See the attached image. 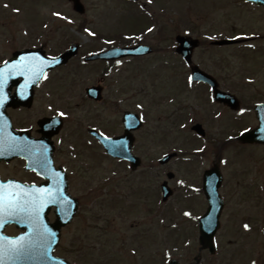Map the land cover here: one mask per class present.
Wrapping results in <instances>:
<instances>
[{"label":"rangeland","instance_id":"1","mask_svg":"<svg viewBox=\"0 0 264 264\" xmlns=\"http://www.w3.org/2000/svg\"><path fill=\"white\" fill-rule=\"evenodd\" d=\"M136 1L137 6L133 2L128 3L126 0H82L86 7V13L78 15L72 10L68 0H0L2 3L11 5L14 9H19L18 11H12L10 7L3 9L0 5V50L6 53L11 47L15 49L44 42L51 53H57L58 50L64 49L77 39V42L83 45V52H85L89 48L88 45L93 44V40L86 35L83 28L103 35H112L117 31H132L134 23L138 22L139 25L136 28L141 30L146 27L143 26L142 28V24L145 23L144 25H146V22L138 20L136 15H139V8L142 7L149 14L155 16V19L152 20L151 31L142 32L141 38L153 45L158 52L155 53L152 59L137 61V65L149 69L152 64H156V66L166 65L169 67L168 69L159 68L157 73L158 76H161L162 73L165 74L168 71L166 78L169 76L179 77L181 75L179 69L172 68L177 67L176 63L173 64L176 58L171 57L169 52L162 51L168 50L167 48L173 44L174 33H183L185 31V17L190 23L188 24L189 28L195 30L197 34H210L211 36L215 34L219 37L226 33L230 34L231 30L232 33H260L259 31H264V12L258 8L242 6L235 3V0H196L198 2L190 4L188 3L189 0L159 1L160 4H163L165 10L156 9L157 7L153 4V0L151 4L148 0ZM199 2L201 6L192 7L193 4L198 5ZM188 7L190 10L187 9ZM54 13H59L60 15L57 16ZM202 36L198 35L203 40V46L196 50L195 58L206 61L208 60V55L212 58L215 56L214 60L224 63L222 64V66H225L223 70L230 79H232L234 71H239V75L249 73L247 74L248 77L256 79L254 86H261L260 83L264 75L261 74V71L253 74V70H251V65L253 64L251 59L253 57L250 54L264 58V50L257 53L249 50L235 51L232 48L213 50L212 46L210 48L208 46L209 40L204 35ZM10 37L11 40L8 42L7 40ZM99 43L101 42L97 41L95 45L100 46ZM79 61L78 57L69 61L58 73V78L63 80V91L66 93L62 94L61 98L59 95L57 96L65 105H74L78 102L82 94L78 88H83L91 82L95 83L99 76L100 69L96 64L95 68L91 70L89 67L92 64L82 65ZM258 64L259 62L256 65ZM90 71L91 74L89 75ZM138 75L145 76L141 71L138 72ZM218 75H220L219 72ZM252 85L253 83L249 85L248 89ZM262 87H264V84ZM202 104L197 92L192 89L185 92V112L189 114V116L188 114L186 115L187 119L189 117V126L201 119L199 114L203 116ZM161 109L169 111L170 108L165 105ZM35 114H37L36 109L30 111V120ZM154 114L153 112L148 117L150 122L153 120L152 116ZM159 114L165 117L163 112ZM163 117L162 121L164 123L166 120ZM225 120H229V118ZM186 128L187 131H190V128ZM222 130L225 131V128L215 126L209 129L210 136H217L219 143H211L206 148L208 151H206L205 158L186 163L180 159L171 163V170L176 174V178L188 181L199 179L200 171L212 164L216 155L213 152L219 149L222 152V156L229 160L223 171L225 178L224 190L228 191L233 188L235 179L240 177H253L256 179L254 181V189H256L258 188L256 186L257 180H260L259 176H261L260 183L264 185V171H262L264 166H261L263 163L255 164L257 153L254 152V159H251L243 151L244 149H236L238 146L222 143L227 133V131L222 133ZM166 135L168 137L165 139L157 135L158 141L155 138L149 142V137L146 138L147 136L144 132L140 134L138 152L141 157L143 156L145 165L148 164L151 155L159 157L162 153L169 151V149L178 150L181 147L179 144L180 140L185 139V133ZM189 136L191 140V131ZM196 141V145L201 144L199 140ZM253 150L248 149L247 151L251 157ZM180 151L183 150L180 149ZM184 155L185 152L181 153V156ZM205 161L206 163L204 164ZM106 166H109V168L104 169ZM2 170L5 174H10V171L5 170L4 167ZM239 170H242L245 175H236ZM128 172L127 169L124 170V166L114 163L108 165L104 159H101V162L94 161L93 175L94 186L96 187L92 196L94 228L92 231L84 229L78 219L73 227L65 230L58 253L64 256H74V254L78 256L81 252H76L72 249L71 242L73 240L75 249H79L80 246L93 248L92 251L86 253V256L108 257L106 264H116L119 261L121 262L120 264H125V259L122 256L131 257L126 264H161L163 256H172V258H176L183 263L190 260L197 254L198 243L195 225L185 220L183 216L185 213V193H183V198L181 190H178L167 204L160 203L158 194V205H156V208L151 204V202L154 204L155 200L152 201L149 194H146L149 203H145L139 196V206L133 207L130 203L124 210L122 208L123 201L125 199L131 200V198L126 197L127 188L125 186L133 181L137 182L138 175L145 173L144 170H138L129 180L125 181L122 178L125 177L126 173L129 174ZM102 175L109 178L108 186H105L103 181L101 184ZM245 186L249 187L248 184ZM86 197L83 196L81 198L87 202ZM226 198L227 205L224 212L229 211L231 215L238 198L231 195H227ZM238 204L240 203L238 202ZM244 205L245 208L252 206L251 210L256 212L254 215H258L260 212L264 213V195L257 200L254 199V201L249 202V206ZM198 210L199 207L193 211L196 212ZM227 215L225 214L223 219V227L218 237L219 249L213 255L214 257H210L211 255L208 253H202L205 264H213L215 259L218 261L217 263L220 262L219 264H239L244 262V258H246L245 262L249 259L258 258L256 259L258 264H264V240L261 234L259 237H254L260 232L253 230L252 236L249 237V233L239 230L238 222L234 225L231 224L229 219L232 217H229L227 222ZM261 220H263L262 217ZM137 224L138 228L135 226ZM254 224L258 226L256 221ZM72 228H74L72 233L77 232L82 235V231L83 237L88 236V239L84 243L79 242L78 238H74L70 232ZM102 229L103 231L101 232ZM86 231L87 234H85ZM185 239H188L187 243H185ZM248 239L250 241L245 244ZM88 245L93 246L89 247Z\"/></svg>","mask_w":264,"mask_h":264},{"label":"flooded vegetation","instance_id":"2","mask_svg":"<svg viewBox=\"0 0 264 264\" xmlns=\"http://www.w3.org/2000/svg\"><path fill=\"white\" fill-rule=\"evenodd\" d=\"M164 2V0H161ZM191 3H196L193 1ZM156 7H163V4H155ZM195 4L192 5V7ZM190 10V8H187ZM185 34L198 36L195 30L191 28L185 29ZM11 36V35H9ZM11 37L8 38L10 42ZM136 36L131 40H126L123 46H132L138 43L136 41ZM200 42V46H201ZM42 46L47 51L45 44H38L32 47ZM199 46V47H200ZM29 46H23L20 48L11 47L6 53L3 50H0V64L9 59L13 52L17 49L26 48ZM109 48V46H107ZM105 48V49H107ZM173 48L164 50L162 52H173ZM196 50V49H195ZM192 53V60L197 64L201 69L207 70L208 73L212 74L216 79L219 87L225 89L222 85H229L237 94L242 102V106H246V110L249 115L238 116L237 112L230 111L228 107L223 104H218L210 101L208 105L209 112L205 114V118L201 117V124L204 126L206 131H209L210 128L219 126V112L222 109L225 113H230L232 119L228 125L234 126L237 128H251L256 125L255 119V105L258 102L264 101V95L262 89L259 88L262 92L255 91L252 87L248 89L245 87L239 86L238 83H233V79L236 80L235 73L232 76V79L229 78L227 73L223 70L225 66L223 62L219 60H214L215 56L212 58L208 54V60H202L195 58V52ZM80 51H78L79 54ZM158 52L156 48H152L150 53L141 55V56H126L120 59L115 60H94L86 61L87 64H92L89 69L95 68L96 66L100 69L99 76L97 77L95 83L91 82L89 85L84 86L83 88H78L80 91L81 97L74 105L63 104L57 95L61 98L62 94L66 92L63 91V80L58 78V73L62 67H57L49 70L46 75L47 78H43L33 85L31 88L29 85L24 88L19 83L25 80H29L26 77H15L11 75L7 83L4 86V95L8 102H4L0 105V116L9 117L11 120L14 131L26 130L33 138L43 139L40 143L47 148L48 146L52 147V158L55 169L60 168L64 172V177L66 185L62 188V196H67L70 199L75 198L77 206L75 213L71 221L61 229V239L64 236L66 229L73 227L79 219L82 223V227L86 230L94 228V210H93V191L95 190L94 186V175H93V157L94 149L102 150L103 147L98 141V138L95 137V131L104 134L106 136H123L125 135L126 123L123 118L126 112L132 114H137L141 116L142 108V97L144 96L145 100L144 107L150 110L157 109V104L159 102H166L170 100L171 106L174 105V114H176V119L174 124L181 125L180 117H182L185 112V90L186 86L189 84L200 85L203 91L202 99L203 103L209 102L208 99L211 97L210 87L202 82L196 83L191 80L190 77V67L183 60L175 62L177 68L180 70L179 77L169 76H158L157 68L150 65L149 75H145L144 78L141 75H138L140 67L137 65V61L150 58L152 59L155 53ZM52 56L55 54H51ZM77 56V55H76ZM75 56V57H76ZM177 58H180L176 55ZM74 58V57H73ZM130 63V64H129ZM167 63V62H166ZM129 64V66H127ZM116 65V67H114ZM118 67V71L115 69ZM221 65V67H220ZM124 66V67H123ZM163 67V65H161ZM218 72L220 75H218ZM91 74V71L88 73ZM145 85L147 87H145ZM167 85H176L177 98L173 99L174 89L169 87H164ZM238 85V87H237ZM160 86V87H159ZM235 86V87H234ZM90 87H96L97 93L88 94V89ZM32 91V94H31ZM161 91H164L161 93ZM159 93L160 97H159ZM31 94V99L27 100ZM261 95V98L259 97ZM20 97L25 98L28 105H22ZM211 100V99H210ZM258 100V101H257ZM30 102V103H29ZM36 109L37 114L32 116L30 120V111ZM57 112H64L65 115L60 117L62 120V127L58 130H54V126L49 127L48 132H53V135L50 137L46 136V133L43 132L39 126V121L44 118L58 117ZM157 113V110L155 111ZM181 113V114H180ZM156 117V116H155ZM153 118V123L150 125L149 132L154 130L156 125L157 129V117ZM134 118L130 116L128 125H134ZM3 124V125H2ZM2 125V126H1ZM146 125V124H145ZM144 125V127H145ZM143 125L137 129L129 131L131 135H128V139H133V148H135L137 142L140 141V134L144 129ZM0 144H3L4 138L7 135L14 137L11 129L6 128L5 120L3 117H0ZM206 132L204 138L207 136ZM208 140V139H207ZM48 154V151H45ZM107 157V156H106ZM110 158V157H107ZM112 159V158H110ZM115 160V159H112ZM123 164H128L127 162H121ZM3 167L10 171V174H5ZM143 167L137 168L140 170ZM146 168V167H145ZM25 160L22 158H14L8 163L4 160L0 161V172L7 178L15 176L21 180L27 181H44L34 171H25ZM153 169H157L156 163L150 164L149 170L150 173H141L138 175L137 182L128 183L127 187V198H132L130 195H136L138 192L139 195L142 193L155 195L157 192V174L152 172ZM136 170V171H137ZM136 172L132 171L130 175H134ZM108 186L109 178L101 176V184ZM143 187V189H142ZM263 193L264 190L253 189L245 186L243 184L242 188L239 189H229L226 190L225 195H232L237 197H242V195H248L252 193ZM130 194V195H129ZM83 196H87V202L84 201ZM66 200L59 205L60 217L65 218L67 214L72 210L73 204L68 205ZM55 208H50L48 213V220L54 221L56 219L54 210ZM74 228L70 229L72 233ZM79 233H72L73 237H77L79 242L84 243L88 236L83 237L81 231ZM87 234V231L85 232ZM80 235V236H79ZM61 244V240H60ZM73 243V240L71 242ZM75 249V248H74ZM87 249V248H86ZM81 253L78 256H56L62 259L67 260L70 264H106L108 257L106 256H86V254L81 249H75Z\"/></svg>","mask_w":264,"mask_h":264},{"label":"snow or ice","instance_id":"3","mask_svg":"<svg viewBox=\"0 0 264 264\" xmlns=\"http://www.w3.org/2000/svg\"><path fill=\"white\" fill-rule=\"evenodd\" d=\"M18 11V10H17ZM59 16V13H54ZM89 35H95L93 32H89L85 29ZM151 31V29H149ZM252 47V45H249ZM55 60V57L52 58ZM48 66V62L44 57L38 54H30L22 56L19 61L9 65L5 61L4 68L0 69V105L3 104L6 96L4 95V86L7 83L8 78L11 75L28 76L32 79L26 80L22 86L26 88L30 82H35L41 76L47 78L44 72L45 67ZM191 77L189 81L191 82ZM58 117H63L64 112H57ZM57 123L53 120V125ZM2 131V129H0ZM247 131V129H245ZM9 147L12 150L20 148V150H27V145L21 148V143L16 140L15 137L8 135ZM47 161H43L41 166L45 167ZM53 178L59 180V174L53 173ZM66 198L62 196L61 189L57 185L55 194L52 189L33 188L32 190L26 189L24 186L14 184L9 181L7 184L0 183V227L8 222V219L20 218L29 224V227L33 230L32 235L21 236L16 240H8L7 238L0 237V264H5V261H16L21 258L33 257L39 251L42 256H47L50 250L52 239L55 237V233L51 232L46 225L42 223L41 212L43 209L52 203L65 202ZM70 206L71 201H67ZM185 216H189L190 213L185 212ZM211 223V221H210ZM244 229L248 230L249 225L244 224ZM63 264V262H61ZM251 264H257L253 259Z\"/></svg>","mask_w":264,"mask_h":264},{"label":"water","instance_id":"4","mask_svg":"<svg viewBox=\"0 0 264 264\" xmlns=\"http://www.w3.org/2000/svg\"><path fill=\"white\" fill-rule=\"evenodd\" d=\"M73 1V5H74V8L76 10H78L79 12H83V7L81 6V4L79 3V0H72ZM253 2H256L258 4H263L264 5V0H252ZM177 40L179 42V51L182 53V54H185V37H177ZM73 53V50H69L63 54H61L59 57L56 58V63H59V64H63L67 61V59L72 55ZM95 57V56H93ZM245 139H254V140H259V141H264V129H257L255 131H252L250 133H247L245 136H244ZM202 231V230H201ZM213 232V230H208V231H205L203 232L202 231V235H204V240L203 242L205 244H208L210 247H211V242H210V238H211V233ZM54 244L55 242H53L50 246V250L48 252V255L50 256L51 254V251L54 247ZM47 255V256H48ZM35 256H42L39 254V251L37 252V254Z\"/></svg>","mask_w":264,"mask_h":264}]
</instances>
